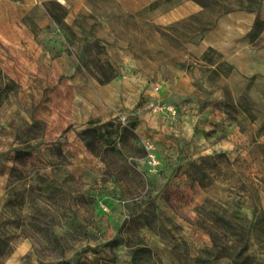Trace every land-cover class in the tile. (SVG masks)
<instances>
[{
    "label": "rangeland",
    "instance_id": "1",
    "mask_svg": "<svg viewBox=\"0 0 264 264\" xmlns=\"http://www.w3.org/2000/svg\"><path fill=\"white\" fill-rule=\"evenodd\" d=\"M0 264H264V0H0Z\"/></svg>",
    "mask_w": 264,
    "mask_h": 264
},
{
    "label": "trees",
    "instance_id": "2",
    "mask_svg": "<svg viewBox=\"0 0 264 264\" xmlns=\"http://www.w3.org/2000/svg\"><path fill=\"white\" fill-rule=\"evenodd\" d=\"M212 50V49H211ZM94 122H90V125H92ZM136 124H132L131 127L134 128ZM129 127H123L122 129H120L119 127L117 128H114V125L113 123H108V124H105L102 126V128H91V126H89V128L85 129L83 131V135H88V134H91L92 137H94L95 139H99L103 136V130H107L108 133L110 134V137L113 135V134H116V136H118V138L120 139V141H123L125 142L126 140V134L128 133L129 131ZM112 147H115V145L113 146V142L109 143ZM87 145L90 147L92 144L91 142H87Z\"/></svg>",
    "mask_w": 264,
    "mask_h": 264
}]
</instances>
